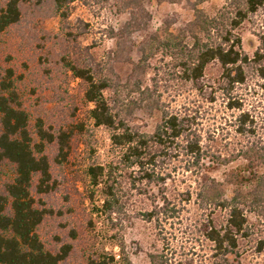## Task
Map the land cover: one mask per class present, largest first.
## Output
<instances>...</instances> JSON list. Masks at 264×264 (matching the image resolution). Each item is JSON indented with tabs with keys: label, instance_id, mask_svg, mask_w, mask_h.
Masks as SVG:
<instances>
[{
	"label": "rangeland",
	"instance_id": "obj_1",
	"mask_svg": "<svg viewBox=\"0 0 264 264\" xmlns=\"http://www.w3.org/2000/svg\"><path fill=\"white\" fill-rule=\"evenodd\" d=\"M6 2L0 0V9ZM223 2L208 0L202 7L212 12ZM70 5L67 31L49 1L25 0L21 21L0 33L1 71L3 75L13 72L30 130L35 131L42 120L51 132L61 128L73 132L70 155L63 164L54 159L57 145L47 148L56 189L35 194L48 211L38 229L41 238L53 251L72 245L60 264H127V260L151 264V253L160 254L164 264L210 263L213 244L202 232L203 224L214 219L220 226L228 212L205 204L198 194L206 179L223 181L225 173L229 177L232 168L246 164L238 153L248 145L264 146L261 79L248 70L247 82L235 88L234 99L243 103L239 110L227 105L229 100L218 82L222 71L218 63H211L199 80L185 81L176 57L160 48L148 59L144 74L135 72L143 41L155 33L161 38L167 31L177 34V27L194 17L186 0L179 4L140 0L136 8H122L120 0H76ZM262 27L264 9L243 26L242 46L250 55L259 44L257 32ZM112 30L121 34L120 40L111 36ZM73 63L114 81L115 87L106 96L139 131L152 132L160 120L161 111L150 110L148 98L169 113L195 116L202 145L209 153L204 166L188 170L187 156H168L163 165L159 162L167 175L164 184L135 181L137 173L121 161L110 130L92 119L94 104L85 100L86 83L74 76ZM244 110L255 120L254 134L237 130V116ZM96 166L105 167L99 185L93 184L89 173ZM14 177L10 164L0 165V190ZM240 185L252 188L251 183ZM108 186L114 188L118 209L109 218L100 212ZM225 189V197L231 199L235 184ZM241 207L250 233L239 239L241 264H264V247L259 250L264 241V203L259 209ZM149 212L154 213L152 219H148Z\"/></svg>",
	"mask_w": 264,
	"mask_h": 264
},
{
	"label": "trees",
	"instance_id": "obj_2",
	"mask_svg": "<svg viewBox=\"0 0 264 264\" xmlns=\"http://www.w3.org/2000/svg\"><path fill=\"white\" fill-rule=\"evenodd\" d=\"M23 1L7 0L0 9V33L21 21ZM47 1L59 16L62 29L69 30L70 4L76 0ZM120 1L122 8H136L140 0ZM171 1L179 4L183 0ZM207 1L186 0L194 17L178 26L177 34L167 31L161 38L155 33L149 41H143L139 46L141 58L134 70L144 74L148 59L160 48L176 57L177 70L185 81L199 80L211 63H218L222 70L218 82L229 100L228 107L243 110L242 101L237 97L234 99L233 93L237 86L247 82L248 70L261 79L260 87L264 91V27L257 32L259 44L252 55L242 46L243 26L264 9V0H224L212 12L202 7ZM111 34L120 40L119 32L112 30ZM70 69L75 77L85 81V100L94 104L90 115L96 125L110 130L112 144L121 152V161L137 173L135 181L164 184L167 175L160 166L168 156H177V159L187 156L188 170L204 166L202 162L209 153L202 145L195 116L169 113L148 98L145 99L147 107L152 111L159 109L160 120L152 132L139 131L128 123L121 111H116V106L107 98L106 92L115 87L112 79L96 76L91 68L76 63L70 64ZM6 72L7 75H3L0 67V165L10 164L15 177L0 190V264H60L68 257L72 245L64 244L58 251L47 248L38 229L48 211L42 207L43 200H38L35 194H48L56 189L47 148L56 144L54 159L63 164L70 155L73 132L62 128L51 132L44 127L42 120L37 123V129L31 131L28 112L14 86L13 72ZM136 88L141 90L142 86L137 83ZM237 121L240 133L256 132L255 120L249 111H242ZM238 154L246 164L232 168L229 177L225 173L223 181L208 177L210 182L206 179L198 194L205 204L228 212L226 222L220 226L214 219L203 224L202 232L213 244L211 261L207 264H241L239 239L250 234L241 205L259 209L264 203V146L252 143ZM224 162L229 163L230 160ZM104 172L105 167L102 166L90 168L94 185L100 184L99 177ZM230 183L235 184L234 195L227 199L225 185ZM244 183H251L252 188L244 189L240 185ZM113 189V186L106 187L105 201L100 209L108 218L118 210ZM153 214L147 213L148 219H152ZM260 244L259 250L264 247V241ZM149 257L151 264H164L158 253H151ZM127 264L132 263L127 260Z\"/></svg>",
	"mask_w": 264,
	"mask_h": 264
}]
</instances>
